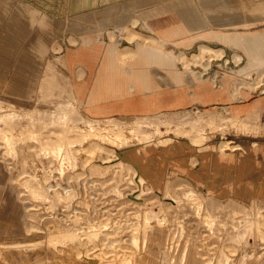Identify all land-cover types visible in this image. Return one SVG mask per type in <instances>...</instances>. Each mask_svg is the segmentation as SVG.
<instances>
[{
  "label": "rangeland",
  "instance_id": "rangeland-1",
  "mask_svg": "<svg viewBox=\"0 0 264 264\" xmlns=\"http://www.w3.org/2000/svg\"><path fill=\"white\" fill-rule=\"evenodd\" d=\"M51 3L33 9L35 15L22 9L0 37V104L4 110H17L0 112V184L9 185V198L23 207L22 214L17 213L18 227L0 236V264H153L154 260L160 264L165 253L180 256L182 251L207 250L206 243L215 240L218 228L226 235L244 221L253 230L248 224L239 226L246 227L247 233L236 242L234 252L227 248V264H238L242 258L248 260L245 264H257L264 258L254 233L257 226L264 229L261 209L250 203L246 207L223 204L178 178L170 180L164 192L150 190L119 153L138 139L135 126L128 127L133 136L128 138L123 133L127 127L117 122L89 121L73 96L71 110L52 108L58 103L68 105V93H74L64 63L65 37L68 41L75 37L74 43L81 38L129 40L126 33L108 31L112 26L108 17H93L105 32L66 33L63 0ZM48 10L54 13L47 15ZM222 55L221 49H209L197 57V63L190 56L182 61L202 75L212 66L213 57ZM49 79L59 86L46 88ZM37 107L41 111L35 113ZM8 113L21 118L15 120ZM231 119L234 126L223 128L222 133L247 131L244 119ZM236 145L222 140L215 147L225 150ZM231 205H238L241 212L232 217ZM156 227L159 234L146 235ZM178 228L184 233L169 239ZM185 237L188 243L203 246L183 248Z\"/></svg>",
  "mask_w": 264,
  "mask_h": 264
},
{
  "label": "crops",
  "instance_id": "crops-1",
  "mask_svg": "<svg viewBox=\"0 0 264 264\" xmlns=\"http://www.w3.org/2000/svg\"><path fill=\"white\" fill-rule=\"evenodd\" d=\"M51 1L0 0V37L22 9L35 15L33 9L51 7ZM63 16L66 33L105 32L93 17H108V31L137 36L76 43L65 37L64 63L75 94L54 110H71L73 96L89 121L117 122L128 138V127L135 126L138 139L119 153L150 190L164 192L178 178L218 202L250 203L264 214V0H63ZM198 46L223 50L202 75L182 61ZM126 48L132 55H121ZM47 81L46 88L59 86ZM231 118L244 119L247 131L222 133L234 126ZM222 140L237 145L219 150ZM8 188L0 184V236L18 227L23 210Z\"/></svg>",
  "mask_w": 264,
  "mask_h": 264
},
{
  "label": "bare ground",
  "instance_id": "bare-ground-1",
  "mask_svg": "<svg viewBox=\"0 0 264 264\" xmlns=\"http://www.w3.org/2000/svg\"><path fill=\"white\" fill-rule=\"evenodd\" d=\"M137 36L136 33L133 32H128L126 33V38L128 39H134ZM199 47V46H198ZM220 48V47H219ZM208 47H199V53L195 54L193 53L190 56V59L192 60L193 63H197V57L201 56L203 57V55L207 52H209ZM222 50V49H221ZM219 52V51H218ZM120 53V52H119ZM133 50L126 48L123 49L121 52L122 56H129L132 55ZM236 54V53H235ZM215 56V55H214ZM239 57V56H238ZM238 59V58H237ZM31 111V110H30ZM41 108H36L35 109V113L36 112H40ZM9 116L13 117V119H20L21 117L20 114H16V113H8ZM25 115V113H24ZM4 119L7 118V116L5 115L3 117ZM242 128V127H241ZM88 131V130H87ZM86 131V132H87ZM91 149H94V147H92ZM83 164V163H82ZM99 165V164H98ZM106 165V164H105ZM47 194V193H46ZM53 197V196H52ZM55 201V200H54ZM51 206V205H50ZM219 207V204H218ZM117 210V209H116ZM240 207L238 205H231L229 214L235 216V214L240 213ZM229 215V216H230ZM224 220V219H223ZM251 222V221H250ZM262 223V227L264 228V218H262L261 220ZM243 224L246 225L248 224L247 222L244 221L240 222L239 224H237L235 227L237 228H232V231H227L226 235H224V233L222 234L220 232V229L218 228V234L215 237V240H213L212 242L206 243V248L207 250H196L194 251V249H192L189 253H186L185 251H182L179 255L180 256H172L171 253H165V259L163 258L160 262V264H183V262H186L187 264H212V262L214 261V264H227L229 263L227 260V248L231 249L232 252H234L237 249L238 244L236 242L241 241V237H244L245 233H247L246 231V227H239ZM250 227V231L253 230V225L248 224ZM172 226V225H171ZM239 227V228H238ZM172 228V227H171ZM256 228V227H255ZM254 228V229H255ZM170 229V228H169ZM235 230V231H234ZM195 231V230H194ZM29 232V231H28ZM146 232V231H144ZM161 232V230L159 228H152L150 230V232L146 233L147 236H154L155 234H159ZM184 233V229L182 228H178L177 229V234L176 235H172L169 234L168 237L169 239L172 238H179V236H181ZM253 232H251L252 234ZM256 233V237L258 239V245L260 248H264V229L261 228V226H257V228L255 229ZM251 234L248 233V238H251ZM144 235V234H142ZM184 236V235H183ZM132 236H130L131 238ZM167 237V238H168ZM133 238V237H132ZM245 238V237H244ZM181 239V238H180ZM186 240H184L183 244L181 243V245L183 246V248H187V247H202L203 244L201 242L197 243V246H194L193 244L188 243L187 237H185ZM151 240V239H150ZM248 240V239H247ZM117 241V240H116ZM131 241V239L129 240ZM137 242V240H134ZM252 241V240H251ZM153 243V242H152ZM70 244V243H69ZM250 244V243H249ZM252 244V243H251ZM250 244V245H251ZM9 245V244H8ZM135 245V244H134ZM240 245V244H239ZM253 245V244H252ZM65 246V245H64ZM110 246V244H109ZM73 249V248H72ZM31 250V249H30ZM69 250V249H68ZM74 250V249H73ZM13 252V251H12ZM70 253V252H68ZM3 254V252H2ZM7 254V253H6ZM5 256V255H4ZM204 256V257H203ZM29 257V256H28ZM7 260V259H6ZM27 260V259H26ZM63 261V260H62ZM49 263V262H48ZM55 263V262H54ZM151 263H156V260L152 261Z\"/></svg>",
  "mask_w": 264,
  "mask_h": 264
}]
</instances>
